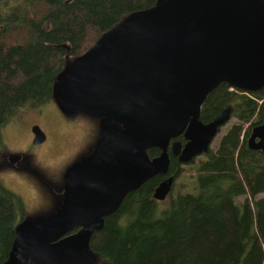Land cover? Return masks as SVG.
<instances>
[{"label":"water","instance_id":"95a60500","mask_svg":"<svg viewBox=\"0 0 264 264\" xmlns=\"http://www.w3.org/2000/svg\"><path fill=\"white\" fill-rule=\"evenodd\" d=\"M222 81L247 91L264 85V0H156L105 29L52 84L64 114L100 117L101 136L66 168L59 206L15 224L0 264H93V233L128 192L167 172L172 137L187 139L171 145L181 161L208 152L231 109L208 121L200 110ZM33 131L34 143L45 139L38 125ZM247 145L264 159V121L251 126ZM152 147L160 152L150 157ZM173 182V174L161 179L153 198H166Z\"/></svg>","mask_w":264,"mask_h":264},{"label":"trees","instance_id":"16d2710c","mask_svg":"<svg viewBox=\"0 0 264 264\" xmlns=\"http://www.w3.org/2000/svg\"><path fill=\"white\" fill-rule=\"evenodd\" d=\"M155 1L0 0V146L3 123L53 99L54 78L68 61L128 12ZM225 107L236 121L216 148L188 163L190 189L172 193L164 206L152 196L159 175L128 192L91 237L93 264H264V197L257 196L264 191V159L247 145L251 126L264 121V85L247 91L220 82L200 118L210 120ZM179 167L172 158L170 168ZM1 195L9 203L0 207V261L16 223L10 206L16 195L5 187Z\"/></svg>","mask_w":264,"mask_h":264},{"label":"rangeland","instance_id":"374dc122","mask_svg":"<svg viewBox=\"0 0 264 264\" xmlns=\"http://www.w3.org/2000/svg\"><path fill=\"white\" fill-rule=\"evenodd\" d=\"M31 109V108H29ZM22 108L21 110H29ZM39 115L31 116L33 120L38 121L47 132L48 138L43 143H33L26 131L22 134L16 133L8 128L3 131L4 145L0 146V155L3 152L14 151L23 153L24 159L34 171L24 169L2 168L0 169V181L8 189L20 196L21 204L17 210L16 222L22 217L47 213L54 209L60 202L62 187L64 183V171L70 163L89 148L96 133V120L83 113H77L72 116L64 115L54 100L40 105ZM39 117V118H38ZM236 121L234 116L221 126L219 132L212 140L210 147L216 148L220 136L228 126ZM21 139V140H20ZM190 164H183L181 172L175 178L171 193L163 200L159 201L160 206L167 204L169 196L177 191L190 189L189 182ZM39 173V174H37ZM44 177L43 180L38 178ZM258 197H264V191L257 194ZM244 197L240 196L242 200ZM19 212V213H18Z\"/></svg>","mask_w":264,"mask_h":264},{"label":"flooded vegetation","instance_id":"af4514ba","mask_svg":"<svg viewBox=\"0 0 264 264\" xmlns=\"http://www.w3.org/2000/svg\"><path fill=\"white\" fill-rule=\"evenodd\" d=\"M53 100V99H52ZM61 111V110H60ZM62 112V111H61ZM36 115H39L41 112L38 110V107H35V108H31L29 110H20L18 111L17 113H15L13 116H11V118L9 120H7L5 123H3L2 127H1V130H2V134H3V131H6L8 128L10 129H13L14 132L16 133H19V134H22V132L26 131V134L24 137H22L21 139H24L28 136V138H26L27 140L30 138V140L33 142V138H34V131H33V126L34 125H38L45 133V139L39 143H43L44 141H46V139L48 138L47 136V132L44 128H42V125L40 123H38V121L36 120H33V118L31 116H34V114ZM63 113V112H62ZM64 114V113H63ZM77 114V113H76ZM84 114V113H83ZM66 115V114H64ZM66 116H72V115H66ZM89 116V115H88ZM90 117H93V116H90ZM39 118V117H38ZM95 120H96V124H97V128H96V133H95V136H94V139L92 141V143L90 144L89 148L86 149L84 152L78 154V156L72 161L74 162L75 160L79 159L81 155L83 154H89L91 153L93 150H94V147L99 139V137L101 136V126H100V117H93ZM201 119V118H200ZM202 120V119H201ZM204 121V120H202ZM208 121V120H207ZM20 139V140H21ZM175 140H179L181 142V145L183 146L184 143L186 142V138L184 137V135L182 133H180L179 135L175 136V137H172L169 141V144H168V147H167V151H168V155H169V167H168V170L167 172L165 173H158L156 175H159L160 176V179L158 180V182L165 178L166 176L170 175V174H173L174 175V181H175V178L177 176V174L179 172H181L182 170V166L183 164H187L189 162H191L195 157L201 155H196L195 157H192L190 160L188 161H181L179 159V153H173L172 152V149H171V145H172V142L175 141ZM34 143V142H33ZM153 148V147H152ZM158 149V152L155 154L157 155L159 152H160V148L159 147H155ZM150 149V148H149ZM148 149V150H149ZM147 150V151H148ZM203 154V153H202ZM14 155H20V157L16 158V159H11V156H14ZM153 155V156H155ZM152 157V156H150ZM172 158H175L179 164H180V167L177 168L176 170H172L170 168V164H171V159ZM24 159V155L23 153H20V152H14V151H7V152H3L1 153L0 155V169H4V168H13V170L19 168V169H24L26 171H32V172H35L33 167L29 166L28 163H25V161L23 163L22 160ZM26 160V159H24ZM71 162V163H72ZM70 163V164H71ZM66 170V169H65ZM65 172V171H64ZM36 173V172H35ZM39 174V173H37ZM153 177V176H152ZM39 180H43L44 181V177L41 176V178H38ZM40 180V181H41ZM157 182V183H158ZM64 184V183H63ZM157 185V184H156ZM155 185V186H156ZM173 185H174V182H173ZM154 186V187H155ZM5 187L7 188L6 186H4L1 181H0V207H3L4 205H8L9 201L7 198H3V196L1 195V189ZM8 189V188H7ZM173 189V187H172ZM10 190V189H9ZM62 190H63V187H62ZM154 190V188H153ZM11 192H13L12 190H10ZM172 191V190H171ZM15 195L16 193L13 192ZM153 193V191H152ZM171 193V192H170ZM169 195V194H168ZM167 195V196H168ZM20 199V196L17 194L16 195V200L14 202H12L10 200V203H11V207H12V210H13V215L15 220H16V216H17V210H19V205L21 204V201L18 199V197ZM153 196V195H152ZM166 196V197H167ZM155 199V198H154ZM165 199V198H164ZM61 200H62V193H61V197H60V202L58 203V205L55 207L57 208L59 206V204L61 203ZM158 200V199H156ZM163 200V199H162ZM54 208V209H55ZM20 211V210H19ZM19 213V212H18ZM27 215L25 214L24 217H26ZM24 217H22V215L20 214V219H18V221H20L21 219H23ZM17 221V222H18ZM16 222V223H17ZM15 223V224H16Z\"/></svg>","mask_w":264,"mask_h":264}]
</instances>
